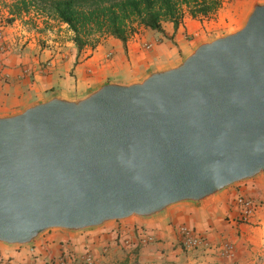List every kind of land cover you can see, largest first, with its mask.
Segmentation results:
<instances>
[{
  "label": "water",
  "instance_id": "obj_1",
  "mask_svg": "<svg viewBox=\"0 0 264 264\" xmlns=\"http://www.w3.org/2000/svg\"><path fill=\"white\" fill-rule=\"evenodd\" d=\"M264 176V1L175 63L0 114V244L32 246Z\"/></svg>",
  "mask_w": 264,
  "mask_h": 264
},
{
  "label": "crops",
  "instance_id": "obj_2",
  "mask_svg": "<svg viewBox=\"0 0 264 264\" xmlns=\"http://www.w3.org/2000/svg\"><path fill=\"white\" fill-rule=\"evenodd\" d=\"M14 1L0 0L3 36V41L0 40V114L20 111L57 92L75 96L106 81L140 79L155 67L180 60L197 41L206 37L210 24L221 19V15L200 18L187 12L178 27L173 21H165L163 31L139 26L126 43L113 35H104L96 47L79 49L66 23L49 18L33 7L16 13ZM249 11L250 8L244 12L245 18ZM145 43H152V47L146 49ZM239 193L264 199V176L241 182L203 206L175 205L157 220L134 217L78 234L52 230H62L71 236L99 233L88 241L86 238L74 241L77 251L88 248L96 264H264V207L258 210L257 224L239 222L234 204ZM133 220L136 221L131 226L133 231L136 227H146L156 241L142 244L137 235H125L129 229L123 223ZM181 224L196 228L209 240L210 246L182 249L177 241ZM52 230L32 246L0 244L11 251L3 254L5 259L0 264H52L59 252L55 245L58 242L51 238L42 240ZM100 233L104 234L98 237ZM124 240L135 241L134 249L124 247ZM224 241L235 245L232 254H224L217 247Z\"/></svg>",
  "mask_w": 264,
  "mask_h": 264
},
{
  "label": "trees",
  "instance_id": "obj_3",
  "mask_svg": "<svg viewBox=\"0 0 264 264\" xmlns=\"http://www.w3.org/2000/svg\"><path fill=\"white\" fill-rule=\"evenodd\" d=\"M222 4V0H15L13 10L19 13L33 7L66 23L74 42L83 49L96 47L104 35L126 43L139 26L163 31V23L173 21L178 27L187 12L192 17H211Z\"/></svg>",
  "mask_w": 264,
  "mask_h": 264
},
{
  "label": "rangeland",
  "instance_id": "obj_4",
  "mask_svg": "<svg viewBox=\"0 0 264 264\" xmlns=\"http://www.w3.org/2000/svg\"><path fill=\"white\" fill-rule=\"evenodd\" d=\"M222 1H223V4H222L221 8L217 11V13H215V15H217V16L221 15V19L216 20L215 22L210 24L209 29L204 34V36H206V37L203 39H210V38H213L215 36L230 32V31L240 27L245 20L244 12L248 8L251 9V7H252L251 3H252V1H255V0H222ZM261 1H264V0H261ZM215 15H213V16H215ZM22 47H23L22 43H20L18 45V48H20L19 50H21ZM135 222L136 221L133 220V221H128L126 223H123L126 226H128V229H129V230H127L128 233H125V235H127V234L138 235V233H137L138 227L134 228V231L131 227ZM145 229H147V228L145 227ZM95 234H99V233H85L82 235L71 236L62 230H52V231L48 232L42 240H46L47 238H51L53 241L58 242L55 245L57 247V251H59V252L56 253V255L54 256V259L52 260V264H63L64 262L61 261L62 255L73 254L75 256L80 257L86 253V251H84L85 253L83 251H77L75 249L74 241L82 240L83 238L84 239L86 238L85 240L88 241L89 239H92V236H94ZM101 234H104V233H100V235H98V237H100ZM85 247L87 248L88 246L86 245ZM124 247H127L128 249L133 250L135 247V241L131 242L130 244H124ZM86 250H88V248ZM8 252H11V251H9V250L7 251L6 249H4L3 247L0 246V262L3 259H5L3 254L4 253L8 254ZM69 262L71 264L74 263L70 260H69ZM67 263H68V261H67Z\"/></svg>",
  "mask_w": 264,
  "mask_h": 264
},
{
  "label": "built area",
  "instance_id": "obj_5",
  "mask_svg": "<svg viewBox=\"0 0 264 264\" xmlns=\"http://www.w3.org/2000/svg\"><path fill=\"white\" fill-rule=\"evenodd\" d=\"M1 39L3 41V36L0 33V40ZM151 47L152 43H145L146 49H150ZM234 204L239 212V222L257 224V213L259 208L264 207V199L255 198L254 196L247 193H239L235 197ZM137 233V236L139 237V240L142 244L156 241V237L149 234L145 227H138ZM177 241L179 246L185 250L206 248L210 246L209 240L201 232H199L196 228L186 224L179 225ZM124 243L130 244L131 242L124 240ZM217 247L222 253L228 255L235 251V245L230 241H224ZM69 260L79 264H96V258L89 250H86V253L80 257L73 254L61 256V261L64 262L63 264H66L67 261L69 262Z\"/></svg>",
  "mask_w": 264,
  "mask_h": 264
}]
</instances>
